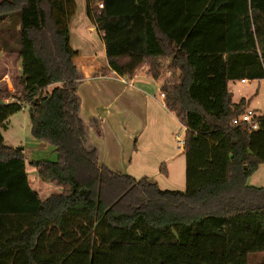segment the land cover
<instances>
[{"label":"trees","instance_id":"trees-1","mask_svg":"<svg viewBox=\"0 0 264 264\" xmlns=\"http://www.w3.org/2000/svg\"><path fill=\"white\" fill-rule=\"evenodd\" d=\"M103 2L87 0V15L111 70L162 77L165 107L187 129L186 189L100 163L80 116L77 1L0 0V53L21 63L16 93L0 90V264H249L264 253V187L247 183L264 164V117L256 131L231 126L248 105L229 84L264 80V0ZM27 106L33 138L58 156L30 162L63 189L45 200L1 133Z\"/></svg>","mask_w":264,"mask_h":264},{"label":"crops","instance_id":"crops-1","mask_svg":"<svg viewBox=\"0 0 264 264\" xmlns=\"http://www.w3.org/2000/svg\"><path fill=\"white\" fill-rule=\"evenodd\" d=\"M76 16L71 22L70 33L71 45L79 53L74 64L83 75L78 90L81 98L80 116L89 127V141L98 150L100 163L114 172L135 179L133 175L138 174L137 180L150 179L146 170L160 168L161 174L166 177L164 183L173 186L169 180L168 162L176 154H170L174 151L168 146L164 126L166 122L176 121L184 127L185 135L187 129L165 107L164 98L157 99L162 93L163 78L151 76L145 65L139 67L133 77L124 70H120L123 71L120 77L114 76L102 34L97 30L100 41L94 40L96 43L87 40L85 28L88 22H83L84 25L75 24ZM87 30L93 33V28ZM122 79H126L128 84ZM233 103L236 102L233 100ZM145 135L146 138L140 141ZM167 146L171 150L169 154L165 152ZM177 151L185 157L184 149ZM162 166L166 168L167 175L161 171ZM156 182L159 185L161 181Z\"/></svg>","mask_w":264,"mask_h":264},{"label":"rangeland","instance_id":"rangeland-1","mask_svg":"<svg viewBox=\"0 0 264 264\" xmlns=\"http://www.w3.org/2000/svg\"><path fill=\"white\" fill-rule=\"evenodd\" d=\"M77 16L73 23L84 25L83 22H88L87 29L93 28V33H90L86 28L85 36L87 40L100 41L99 33L96 27L89 20L87 15V0H77ZM96 41V42H97ZM95 42V43H96ZM136 60V59H135ZM154 62L149 60L148 66H151ZM158 66L162 67V75L168 70V65L165 61L160 63H155ZM133 65V64H132ZM126 67L125 69L130 68ZM147 68V67H146ZM21 72V63L16 54L10 55L8 53H0V90H8L11 94H15L17 91V82L18 76ZM175 74H180L179 72L172 71ZM115 76V75H114ZM117 76V75H116ZM164 76V75H163ZM166 77V76H164ZM229 90L233 94V100L236 103L241 102L243 99L246 100L248 108L254 109L256 111L264 112V80H255L249 81L247 85L242 84L240 81L231 82L229 84ZM3 94H0L2 97ZM157 99L163 100L161 95L157 96ZM11 101V100H10ZM152 113V110H151ZM174 122V123H173ZM166 141L168 146L165 148L166 154L174 155L175 158H172L168 164L170 166V182L174 186L165 184L166 177L161 174L156 168H150L146 170L148 176H151L150 179L160 182V189L162 190H178L184 191L186 189V158L183 153L177 151L180 147V141L185 139V130L184 127L177 123L176 121L166 122ZM2 136L5 140V144L14 149H23V152L26 157V166L29 176V182L32 188L40 195L42 200L47 199L52 195L62 194L63 189L59 186L43 182L34 167L30 165V162L35 160H46V161H56L58 156L54 149L40 141H37L33 138L31 133V120L29 107H25L23 111L12 116L7 124L6 128H1ZM146 138H140V141ZM165 138V137H164ZM175 141V144H174ZM145 146V142L143 144ZM177 148V149H176ZM147 149L150 150V147L147 146ZM154 150V149H152ZM180 150V149H179ZM183 150V149H182ZM161 154V152L159 153ZM137 171L136 173H139ZM132 175V174H131ZM162 175V176H161ZM137 179V175H133ZM144 177V176H141ZM164 177V178H163ZM247 183L254 187L262 188L264 187V164H262L257 171H255L249 178ZM171 187V188H170ZM177 187V188H175ZM181 187V188H179ZM249 264H264V253L251 255L249 258Z\"/></svg>","mask_w":264,"mask_h":264},{"label":"built area","instance_id":"built-area-1","mask_svg":"<svg viewBox=\"0 0 264 264\" xmlns=\"http://www.w3.org/2000/svg\"><path fill=\"white\" fill-rule=\"evenodd\" d=\"M92 8L96 9L97 11L103 10L104 9V2L103 0H89ZM112 74L113 75H117L118 77H120L115 71L112 70ZM122 81L125 84H128V81L126 79H122ZM242 84L247 85L249 83L248 80H241L240 81ZM161 97L164 98L165 94L161 93ZM264 117V112L263 111H256L254 109L251 108H246L245 111L240 114L239 116L235 117L232 121H231V126H245L247 129H249L250 131H256L260 128V119ZM184 145H185V140L184 141H180V147L179 149H184Z\"/></svg>","mask_w":264,"mask_h":264},{"label":"water","instance_id":"water-1","mask_svg":"<svg viewBox=\"0 0 264 264\" xmlns=\"http://www.w3.org/2000/svg\"><path fill=\"white\" fill-rule=\"evenodd\" d=\"M20 151H23V149H20Z\"/></svg>","mask_w":264,"mask_h":264}]
</instances>
